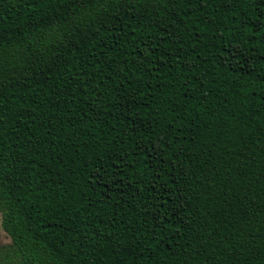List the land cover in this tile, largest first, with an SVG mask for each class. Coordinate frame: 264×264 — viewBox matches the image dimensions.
<instances>
[{
	"label": "trees",
	"instance_id": "obj_1",
	"mask_svg": "<svg viewBox=\"0 0 264 264\" xmlns=\"http://www.w3.org/2000/svg\"><path fill=\"white\" fill-rule=\"evenodd\" d=\"M0 264H264V0H0Z\"/></svg>",
	"mask_w": 264,
	"mask_h": 264
},
{
	"label": "rangeland",
	"instance_id": "obj_2",
	"mask_svg": "<svg viewBox=\"0 0 264 264\" xmlns=\"http://www.w3.org/2000/svg\"><path fill=\"white\" fill-rule=\"evenodd\" d=\"M6 245H10V239L8 238V236L5 234V232L1 227V217H0V247Z\"/></svg>",
	"mask_w": 264,
	"mask_h": 264
}]
</instances>
